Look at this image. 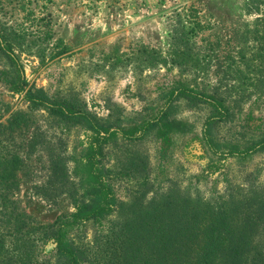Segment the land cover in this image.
Segmentation results:
<instances>
[{"label":"rangeland","instance_id":"1","mask_svg":"<svg viewBox=\"0 0 264 264\" xmlns=\"http://www.w3.org/2000/svg\"><path fill=\"white\" fill-rule=\"evenodd\" d=\"M263 17L258 0H0V31L17 44L33 90L100 124L130 128L158 113L161 92L187 84L224 101L230 117L215 123L213 136L241 146L264 131ZM8 67L0 55V75ZM212 114L179 99L168 119L193 126L191 133L164 140L154 128L142 140L107 145L117 206L102 225L70 232L84 264H168L172 247H199L202 239L190 235L212 210L224 212L236 234L232 260L264 264V150L228 158L207 175L216 160L203 143ZM16 117L22 125L9 127ZM1 124L9 128L0 127V171L15 166L16 175L11 189L0 181V264H64L40 230L30 239L17 230L52 225L84 205L74 159L87 132L0 79ZM157 232L171 234L168 245L155 246Z\"/></svg>","mask_w":264,"mask_h":264},{"label":"trees","instance_id":"2","mask_svg":"<svg viewBox=\"0 0 264 264\" xmlns=\"http://www.w3.org/2000/svg\"><path fill=\"white\" fill-rule=\"evenodd\" d=\"M258 1L260 5H264V0ZM262 22L264 23V17ZM15 47L17 44L14 43V40L0 31V55L8 61L9 65L8 70L0 75V79L10 87L12 92L23 96L27 102L43 107L48 112L61 116L63 120L81 124L87 132L86 147L81 155L74 159L75 174L80 176L81 187L84 191V205L76 213L66 218H60L52 225L39 226L36 229L30 223H23L17 230V233L23 234L29 239L36 230H40L38 233L52 241L54 244L53 251L56 252L58 258L65 260L64 264H84L78 250L70 241L69 235L74 227L89 221L102 225L103 220L112 215L117 206V197L108 180L109 175L104 165V160L107 157V145L119 138L127 141L142 140L154 128L159 129V138L164 140H167L175 132L188 134L193 131L191 125L168 119L169 111L175 101L184 99L193 104L208 105L213 110L212 116L207 119L203 129V143L216 157V160H209L206 169L207 175L212 176L220 172L225 166L224 161L228 158L237 157L245 160L264 150V131H261L256 138L254 135V138L243 146L217 141L213 136V127L215 123L229 118L230 110L223 100L183 83L175 84L168 90L161 92V97L165 103L158 109V113L151 116L150 119H144L130 128L100 124L89 112L47 97L40 91L30 88ZM22 118H14L9 127L12 128L16 125L15 127L19 128L22 125ZM0 127L9 128L2 124ZM248 127L250 128V126ZM15 175V166L0 171V181H2L3 186L13 188L15 184L7 181L14 179ZM207 177L204 176V178ZM3 207L5 209V203ZM6 212L12 213V219L16 218L14 211L9 210L8 206ZM9 223H11V216ZM194 234L190 235L189 239L195 241V239L201 238L202 242L199 247L195 251L191 246L186 250H183V246L181 248L172 247L168 251V264H237L230 255L231 241L236 234L230 229L229 217L224 212L210 211L204 218L200 229ZM171 240L170 233L157 232L154 237V244L157 247L160 244L168 245L167 243ZM154 261H159L158 253L155 254Z\"/></svg>","mask_w":264,"mask_h":264}]
</instances>
